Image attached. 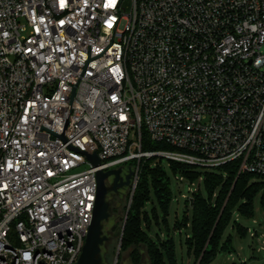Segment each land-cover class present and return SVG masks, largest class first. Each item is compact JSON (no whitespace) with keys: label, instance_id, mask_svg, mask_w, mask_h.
I'll list each match as a JSON object with an SVG mask.
<instances>
[{"label":"built area","instance_id":"2783aa9c","mask_svg":"<svg viewBox=\"0 0 264 264\" xmlns=\"http://www.w3.org/2000/svg\"><path fill=\"white\" fill-rule=\"evenodd\" d=\"M89 46L106 51L76 88L72 147L104 171L156 157L264 181V0H0V264H78L96 170L50 131ZM143 129L170 149L143 151Z\"/></svg>","mask_w":264,"mask_h":264},{"label":"trees","instance_id":"16d2710c","mask_svg":"<svg viewBox=\"0 0 264 264\" xmlns=\"http://www.w3.org/2000/svg\"><path fill=\"white\" fill-rule=\"evenodd\" d=\"M142 148L145 152L170 149L162 143L152 142L144 129ZM163 160L153 157L144 158L140 163L138 160L130 161L131 170L139 166L138 182L132 199V185L126 198L120 191H112V197L106 198L109 205L108 220L113 223L111 231L118 241V247L114 250L116 256L120 247L117 264H121L124 255L129 257L131 264H176L174 239L169 236L163 238L158 233L154 237L150 236L145 229L146 226L151 231L147 205L152 201V194L164 212H167L172 201L171 180ZM169 162L174 173L183 174L191 183L203 175L208 190V198L198 189L186 200L187 207L192 210V220L185 214L182 222H176V227L192 230L186 242L188 252L195 257L196 264L212 263L220 251L233 252L231 237L224 241L225 231L232 224L233 229L242 235L248 233V229L237 221L232 222L233 215L239 213L245 218H252L254 200L259 193L264 206V181L249 173L239 174L236 163L202 172L187 165ZM103 236L106 240L101 249L107 251L113 238L106 237L104 231ZM100 257L101 263L106 264L109 257L106 254Z\"/></svg>","mask_w":264,"mask_h":264},{"label":"rangeland","instance_id":"374dc122","mask_svg":"<svg viewBox=\"0 0 264 264\" xmlns=\"http://www.w3.org/2000/svg\"><path fill=\"white\" fill-rule=\"evenodd\" d=\"M131 162L114 166L110 170H121V177L126 182L127 176L132 173L130 167ZM163 166L166 168L171 180L172 201L169 204L167 212L159 206L157 199L152 194V201L147 205L148 212L150 214L149 225L151 231L145 226V229L150 236L154 237V234H161L162 237H171L174 239L176 249V264H196L195 257L188 252V245L186 238L192 235V230L185 227H176V222L184 219V215L187 214L189 219L192 220V210L187 207L186 200L190 198L193 191L201 189V193L204 197L208 198V190L204 181L197 179L192 185L189 180L180 182L181 175L174 173L171 169L170 162L166 159L163 160ZM204 172V171H203ZM134 176L131 177L129 185H122L117 191L123 194L124 198L130 191V186L133 183ZM114 177L107 181L109 188L108 197H112ZM108 199V198H107ZM154 206L156 210L153 211ZM156 215H155V214ZM237 221L243 228L251 229L253 233L257 232L259 241L257 238H252V235L247 233L242 235L238 230H234L232 224L226 229L224 234V241L231 237L233 252L220 251L214 261L210 264H264V206L262 204V197L259 193L254 200V215L252 218H245L239 213H234L233 221ZM113 223L109 220L104 223V235L106 237L113 238V242L105 251L101 249V256L105 254L109 257L106 264L116 263V252L114 250L118 247V241L115 234L112 233ZM116 251V250H115ZM121 264H131V261L127 255L122 258Z\"/></svg>","mask_w":264,"mask_h":264},{"label":"water","instance_id":"95a60500","mask_svg":"<svg viewBox=\"0 0 264 264\" xmlns=\"http://www.w3.org/2000/svg\"><path fill=\"white\" fill-rule=\"evenodd\" d=\"M111 45H112V42L108 45L106 50ZM105 51H103L100 55L91 58V46H89V60H88L86 66H85V68L81 74V77H80L78 83L76 84V86L73 90L71 103H70V107H69V113H68V117L66 120V124L64 127L63 134L58 135V134L49 130L51 133L60 137L71 150L85 153L88 156L89 161L91 162L93 167H95V170H96L97 191H96V198H95L94 209H93V216H92L91 225L89 226L88 235L86 237L85 245H84L82 254L79 258L78 264H102L101 263V257H100L101 247H102L104 241L106 240V238L103 236V224H104V222H106L109 219V205L106 201V198H107L108 193H109L107 181L110 178L114 177L112 190L117 191L118 188L121 187L122 185H129V183L131 181V177L133 176V173H130L126 178V182H124L123 178L121 177V170H117V171L116 170H109V171L102 170V168H101L102 163H101L99 157L96 155V151L94 152V154L82 151L80 149L72 147L66 139V129H67V125L69 123V121H68L69 115L72 113L71 107H72L73 98L76 95V92H75L76 88H77L81 78L83 77V74H84L89 62L91 60H94V59L98 58L99 56L103 55V53ZM42 128H45V127L42 126L41 129ZM45 129H47V128H45ZM135 188H136V186L134 185L133 189H132L131 199H132V196L134 194ZM125 223H126V220H125ZM119 254H120V247L117 251L115 264H117V259L119 257Z\"/></svg>","mask_w":264,"mask_h":264}]
</instances>
